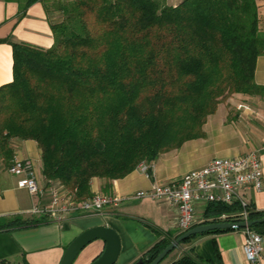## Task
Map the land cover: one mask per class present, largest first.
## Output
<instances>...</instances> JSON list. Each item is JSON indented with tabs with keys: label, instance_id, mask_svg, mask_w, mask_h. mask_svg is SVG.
Returning a JSON list of instances; mask_svg holds the SVG:
<instances>
[{
	"label": "trees",
	"instance_id": "16d2710c",
	"mask_svg": "<svg viewBox=\"0 0 264 264\" xmlns=\"http://www.w3.org/2000/svg\"><path fill=\"white\" fill-rule=\"evenodd\" d=\"M257 1L49 0L58 14L54 45L11 43L14 79L0 87V156L13 160L14 138L36 141L46 180L81 202L95 196L93 178L111 184L203 137L221 103L264 93L255 81L264 55ZM241 211L211 203L205 217ZM248 211L249 220L264 218ZM49 220L17 217L0 231ZM252 229L264 236V222ZM156 232L158 241L133 264H150L184 233ZM215 251L216 262L186 253L173 264H223Z\"/></svg>",
	"mask_w": 264,
	"mask_h": 264
},
{
	"label": "crops",
	"instance_id": "0c3cea01",
	"mask_svg": "<svg viewBox=\"0 0 264 264\" xmlns=\"http://www.w3.org/2000/svg\"><path fill=\"white\" fill-rule=\"evenodd\" d=\"M178 6L184 0H163ZM260 29L264 32V0H258ZM57 13L49 0H0V87L13 81V48L11 43L49 49L55 39L52 24ZM255 81L264 87V55L256 63ZM244 105L247 109H239ZM204 136L186 141L180 148L162 154L149 163L147 177L139 169L111 184L93 178L92 195L104 194L121 199L119 204L107 205L100 212L67 215L62 220H49L37 227H22L0 231V264H61L65 250L82 232L108 226L121 238V252L116 264H133L159 239L156 230L179 231L177 211L165 200L141 199L135 195L150 190L156 183L168 184L181 180L187 173L200 170L215 158H236L258 151L264 175V93L235 94L221 103L203 127ZM14 157L34 163L40 184L45 183L42 151L34 140L14 138ZM12 161L0 156V226L13 218L33 217L36 204L26 188L18 186L19 177L11 173ZM110 185L106 191V186ZM251 206L264 211V188L261 192L244 191ZM205 206H198L199 216L205 218ZM246 234L232 230L204 234L180 245L162 264H173L186 253L216 262L215 247L223 264H252L244 252ZM103 240L88 245L74 264H91L105 249ZM264 264V248H263Z\"/></svg>",
	"mask_w": 264,
	"mask_h": 264
},
{
	"label": "built area",
	"instance_id": "2783aa9c",
	"mask_svg": "<svg viewBox=\"0 0 264 264\" xmlns=\"http://www.w3.org/2000/svg\"><path fill=\"white\" fill-rule=\"evenodd\" d=\"M239 109H247L240 105ZM149 164L141 163L137 169L147 177ZM10 171L19 177L18 186L26 188L36 198L31 210L34 216H47L50 220H62L67 215L97 213L107 205H117L118 197L97 194L78 202L64 192V188L45 179L40 184L34 163L14 157ZM264 188L263 162L258 151H251L236 158H215L205 167L184 175L181 180L168 184H154L150 190L140 191L135 197L141 199L165 200L177 211L176 226L186 232L193 227L211 222L248 221L250 202L244 196L248 189L261 192ZM211 203L233 206L238 204L242 211L238 214H222L209 219L201 218L198 206ZM239 216V220H236ZM246 234L245 255L252 264H263L264 236L252 228H243Z\"/></svg>",
	"mask_w": 264,
	"mask_h": 264
},
{
	"label": "water",
	"instance_id": "95a60500",
	"mask_svg": "<svg viewBox=\"0 0 264 264\" xmlns=\"http://www.w3.org/2000/svg\"><path fill=\"white\" fill-rule=\"evenodd\" d=\"M263 222L264 218L242 222H211L197 225L175 239L150 264H161L172 251L191 237L218 230L252 228L254 225ZM96 240H103L106 246L102 254L91 264H116L121 252V238L114 229L108 226H96L79 234L65 250L61 264H74L80 253Z\"/></svg>",
	"mask_w": 264,
	"mask_h": 264
},
{
	"label": "rangeland",
	"instance_id": "374dc122",
	"mask_svg": "<svg viewBox=\"0 0 264 264\" xmlns=\"http://www.w3.org/2000/svg\"><path fill=\"white\" fill-rule=\"evenodd\" d=\"M142 163H147V164H149V162H142ZM83 214H89V213H83Z\"/></svg>",
	"mask_w": 264,
	"mask_h": 264
}]
</instances>
